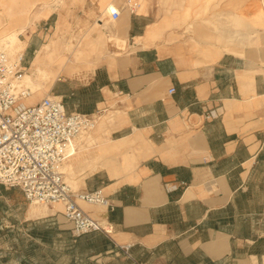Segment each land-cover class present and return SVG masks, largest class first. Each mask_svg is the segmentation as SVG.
Returning a JSON list of instances; mask_svg holds the SVG:
<instances>
[{
  "label": "crops",
  "instance_id": "1",
  "mask_svg": "<svg viewBox=\"0 0 264 264\" xmlns=\"http://www.w3.org/2000/svg\"><path fill=\"white\" fill-rule=\"evenodd\" d=\"M101 1L95 0L96 9L114 2ZM170 3L162 8L173 10ZM154 7L114 21L112 40L133 49L122 64L88 69L76 86L71 78L60 80L70 70L58 79L70 81L57 93L70 112L95 114L113 100L121 114L112 139L137 146L135 171L103 188L108 205L99 216L113 234L103 236L102 252L122 255V264H264V209L239 207L264 182V76L246 50L212 49L197 36L190 43L179 30L149 44V26L171 23L154 16ZM210 112L218 116L208 118ZM96 175L81 191L99 189L100 182L90 180Z\"/></svg>",
  "mask_w": 264,
  "mask_h": 264
},
{
  "label": "rangeland",
  "instance_id": "2",
  "mask_svg": "<svg viewBox=\"0 0 264 264\" xmlns=\"http://www.w3.org/2000/svg\"><path fill=\"white\" fill-rule=\"evenodd\" d=\"M94 2L0 0V38L18 32L20 27L24 28V32L18 35L21 40L19 48L22 50L12 53V48L7 46L4 51L12 58L24 55L25 75L42 68L47 70L49 76L40 91L32 90V100L27 105L36 104L48 96H58L57 93L65 89L61 85L70 83L58 80L67 70L71 74L62 76L60 80L71 78L72 85L76 86L88 75V69L107 66L113 69L132 52L133 49H128L126 44L123 49L117 47L107 34L112 38L118 33V26L115 20H111V14L119 10V18L122 19L130 13L133 4L140 1L103 2V10L96 9ZM175 2H168L173 10L171 7L162 8L168 3H162L161 0H141V8H133L135 12H142L146 5L156 6L152 9L154 16L165 15L171 21L170 24L148 27L151 33L149 44L161 38L164 32L175 34L179 30L182 39L190 43L197 36L200 41L210 43L212 49L219 45L224 46L222 48L227 52L246 50L249 53L247 59L257 61L259 72L264 76V0H178L177 5ZM184 2L187 3L186 8L182 6ZM106 5L113 8L111 12L104 8ZM202 18H205L204 22ZM98 19L101 26L96 24ZM172 40L170 38L169 41ZM75 47L95 51L97 56L73 57L72 49ZM0 49L3 50L1 43ZM68 57L70 61H67ZM108 105L109 108L101 107L102 111H106L100 113L95 128L77 142L79 155L75 161H70L74 180L71 182L65 175L66 182L74 191H81L86 178L97 173L90 180L94 183L99 181L95 187L106 196L108 189L103 188L112 180L120 179L119 182H123L125 175L135 171L139 159L135 153L136 144H119L121 150L109 142L110 138H115L112 135L116 128L114 122L121 111L113 100ZM142 144L147 146V140L142 138ZM120 165L123 169L119 168ZM103 168H109L110 171ZM78 204L86 213L106 225V220L99 216L105 206L80 201ZM58 205L30 203L19 188L0 186V264H122V255H116L115 252L103 254L102 249L106 246L103 235L76 237L72 224L64 218V206L60 204L62 209L56 211ZM239 207L262 211L264 182L254 189L253 198L241 200ZM261 224L260 229L264 233V219ZM96 235L101 237L97 238ZM259 250L264 251V239L259 243ZM99 253L101 255L97 256Z\"/></svg>",
  "mask_w": 264,
  "mask_h": 264
},
{
  "label": "built area",
  "instance_id": "3",
  "mask_svg": "<svg viewBox=\"0 0 264 264\" xmlns=\"http://www.w3.org/2000/svg\"><path fill=\"white\" fill-rule=\"evenodd\" d=\"M136 6L133 4V8ZM133 8L130 13L135 12ZM119 16L116 10L110 18L114 21ZM25 73L24 55L12 58L0 49V186L19 188L30 203L62 204L64 218L72 224L76 237L109 236L113 231L110 223L103 225L78 204L80 201L106 207L108 200L102 190L74 191L62 172L65 162L73 157L75 144L95 128L101 111L70 112L59 96L26 105L25 100L33 92L23 82ZM173 92L171 88L169 93ZM217 116L213 112L207 115ZM129 249L121 247L131 259Z\"/></svg>",
  "mask_w": 264,
  "mask_h": 264
},
{
  "label": "bare ground",
  "instance_id": "4",
  "mask_svg": "<svg viewBox=\"0 0 264 264\" xmlns=\"http://www.w3.org/2000/svg\"><path fill=\"white\" fill-rule=\"evenodd\" d=\"M104 8L107 9V11H110V12L113 9L112 7H110L108 5H106ZM98 22H100L99 19L97 20V23L96 24H98ZM23 30H24V28H21L20 27L19 30H18V32H12L11 34H7V35L1 37L0 38V43H1L2 47H3V50L8 46V47L12 48V50H11L12 53L17 52V51H21L22 49L19 48V43H21V40L19 39L18 35L21 34V33H23L24 32ZM14 31H16V30H14ZM150 36H151V33H150V31H148L147 32V38L150 39ZM109 39L111 40L112 38H109ZM113 40H114L115 44L117 45V47H119L120 49H123L125 47V44H126V41L125 40L119 39V38H114ZM72 50H73V57H77V56L79 57V55L82 54L81 49H77L75 47ZM22 55L23 54H20L19 57H21ZM67 61H70V58L69 57H68ZM48 79H49V76L47 74V70L46 69H42V68H37V71L36 72H32V73L26 74L23 77V82L25 84H27L29 87H31L32 90H33V92H34V91H40L42 89L43 85H45L47 83ZM31 100H32L31 97L27 98L25 100V104L27 105L28 102H31ZM125 140L126 139H124V138L117 139V140H113L112 138H110L109 139V142L111 144H113L115 147L117 146L116 148H120L121 145L119 146V144L126 143ZM153 146H154V144H153ZM108 148H110V147H108ZM147 148H148V145L146 146V149ZM78 155H79L78 144H75L73 157L70 160H68L67 162H65V164L62 167V172H63L64 176L66 175L71 182L74 180V177H73V173L71 172V167L70 166H72L71 165L72 162L70 164V161H75L77 159L76 156H78ZM119 168L123 169V167L121 165L119 166ZM103 169H105V168H103ZM105 170L106 171L107 170L110 171L109 168H106ZM61 209H62V207L59 204L58 207H57V209H56V211H60ZM111 234H113V231H110L109 236Z\"/></svg>",
  "mask_w": 264,
  "mask_h": 264
}]
</instances>
